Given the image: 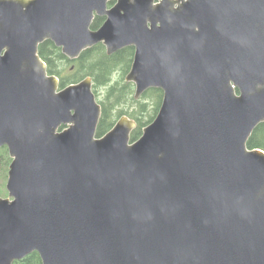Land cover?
I'll return each instance as SVG.
<instances>
[{
  "label": "water",
  "instance_id": "1",
  "mask_svg": "<svg viewBox=\"0 0 264 264\" xmlns=\"http://www.w3.org/2000/svg\"><path fill=\"white\" fill-rule=\"evenodd\" d=\"M0 0V264H264V0ZM96 17L105 18L92 30ZM135 48L139 99L97 136L93 81L61 89L39 55Z\"/></svg>",
  "mask_w": 264,
  "mask_h": 264
},
{
  "label": "trees",
  "instance_id": "2",
  "mask_svg": "<svg viewBox=\"0 0 264 264\" xmlns=\"http://www.w3.org/2000/svg\"><path fill=\"white\" fill-rule=\"evenodd\" d=\"M115 2L116 0L111 6ZM105 20L103 17H96L92 30L100 29ZM39 55L47 64L49 73L59 78L61 89L87 77L92 78L93 91L102 108L97 130L99 138L107 134L122 116H128L137 123V128L131 135L133 143L143 135L144 129L155 120L160 111L164 99L162 90L150 89L137 99L135 84L126 80L134 61V47L108 55L106 47L98 44L85 50L79 58L71 60L52 41H46L40 45ZM247 147L249 150L264 151V123L253 132ZM11 163L8 148H0V165L3 164L8 169ZM14 264H43V261L40 254L35 252Z\"/></svg>",
  "mask_w": 264,
  "mask_h": 264
},
{
  "label": "rangeland",
  "instance_id": "3",
  "mask_svg": "<svg viewBox=\"0 0 264 264\" xmlns=\"http://www.w3.org/2000/svg\"><path fill=\"white\" fill-rule=\"evenodd\" d=\"M8 178H9V168L7 169L5 165L1 164L0 165V198L8 197V190H7Z\"/></svg>",
  "mask_w": 264,
  "mask_h": 264
},
{
  "label": "flooded vegetation",
  "instance_id": "4",
  "mask_svg": "<svg viewBox=\"0 0 264 264\" xmlns=\"http://www.w3.org/2000/svg\"><path fill=\"white\" fill-rule=\"evenodd\" d=\"M49 72V71H48ZM61 87V86H60Z\"/></svg>",
  "mask_w": 264,
  "mask_h": 264
}]
</instances>
